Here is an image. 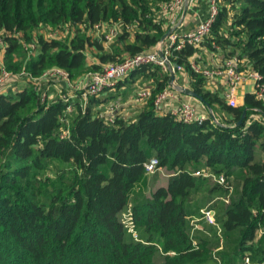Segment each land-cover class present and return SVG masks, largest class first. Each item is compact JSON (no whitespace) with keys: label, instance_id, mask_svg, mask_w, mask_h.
<instances>
[{"label":"trees","instance_id":"obj_1","mask_svg":"<svg viewBox=\"0 0 264 264\" xmlns=\"http://www.w3.org/2000/svg\"><path fill=\"white\" fill-rule=\"evenodd\" d=\"M220 1L202 44L169 57L218 121L211 112L199 111L201 120L175 116L172 109L193 98L185 93L157 110L171 74L155 64L87 99L78 91L65 100L59 82L35 84L27 74L0 84V264H264V102L253 92L232 106L191 67L207 64L199 57L205 48L223 62L237 57L239 69L257 71L264 83V0ZM172 2L0 0V74L4 67L40 77L59 67L76 80L155 52L171 27L165 7ZM111 27L118 33L107 41ZM51 29L60 36H45ZM25 41L37 42L33 53ZM138 74L139 89L152 96L127 117L116 109L129 89L122 102L110 91L131 89ZM20 82V90L11 85ZM171 100L178 103L165 111ZM153 157L159 163L151 174L145 163ZM163 169L169 178L157 184ZM198 170L224 176L226 185ZM129 208L137 237L121 220Z\"/></svg>","mask_w":264,"mask_h":264},{"label":"built area","instance_id":"obj_2","mask_svg":"<svg viewBox=\"0 0 264 264\" xmlns=\"http://www.w3.org/2000/svg\"><path fill=\"white\" fill-rule=\"evenodd\" d=\"M190 0H173L168 6H166V14H172L181 10L185 4H187ZM219 1L220 0H210L209 4V15L201 20L197 25L196 29L186 32L184 35H178L175 32H172L167 37V43L164 44V58H162L158 53L157 50L155 52L150 53H138L134 56H130L125 60L116 63V62H108L105 64L102 70L100 71H90L86 73L84 76L80 77L79 80H72L69 77V74L66 70L53 67L48 69L43 73L40 77L30 76L27 72L21 71L19 74L21 76H25L26 74L30 77L31 80L36 79L42 80L48 79L59 82L60 86L64 85L67 86V90H76V92H81L84 99H87L89 95L98 94L105 88L111 87L115 85L116 81L126 77L131 71L137 69L138 67L144 64H155L162 67L164 70L169 71L170 74H176L183 70L182 66L178 65L177 63H173L170 60V54L173 49H181L186 44L193 45V46H200L206 36L209 34L211 26L219 12ZM96 30L102 31L103 27L101 25L95 26ZM55 30H49L44 32L45 36L49 38H53L58 36L57 34H53ZM58 33V32H57ZM118 33L117 27H111V29L106 33L105 38L107 41L114 40L115 36ZM60 36V32L58 33ZM23 46L26 48L25 50L30 54L33 53L37 48L36 41H25ZM33 51V52H32ZM0 62H2L0 60ZM177 64V67H175ZM238 58L235 57L230 60H226L222 63L220 67L218 66H211V65H201L198 61L193 60L191 62V67L201 75L205 76L209 81L210 87H217L218 84H224L229 90L225 91L223 94L228 99L229 103L232 106L237 105V98L233 94V88L237 85L251 80L254 85V92L256 93L257 97L264 102V83H260L259 80L261 78L260 74L252 69H239L238 67ZM171 66V67H170ZM13 73L7 71L4 67L1 69L0 74V84H4L5 82L9 81L8 76H5L6 73ZM26 75V76H27ZM12 76V75H11ZM56 79V80H55ZM61 81L65 82L62 84ZM59 86V85H58ZM59 86V87H60ZM184 85H179L176 79L173 82L170 81V84L163 90L161 94H159L155 98V106L157 110H162L163 105L169 99H179V95L183 94ZM59 92L62 94L63 98L67 100L69 97L75 96L69 94L66 95L63 93L62 89L59 88ZM152 96V91L149 88H141L139 89L134 96V102L136 103H143L146 102ZM181 101V100H180ZM72 106L69 105L67 107L68 111H71ZM172 113L184 121H192V120H201L205 118L204 114L199 113L197 107L192 103L191 100L181 101L180 104L172 109ZM216 121L217 118H214ZM159 161L156 157H153L148 162L145 163L146 170L150 173H154L157 170V165ZM196 175H204L206 177L212 178L213 180L218 181L219 183L226 185V181L224 176H215L207 170H198L195 172ZM204 216L206 217L207 221L210 224H216L215 220V212L210 207H205L202 210ZM122 222L124 225L129 229V231L133 232V234L137 237V233L135 230V221L132 209L129 208L127 212L123 213ZM249 262V260H247Z\"/></svg>","mask_w":264,"mask_h":264},{"label":"crops","instance_id":"obj_3","mask_svg":"<svg viewBox=\"0 0 264 264\" xmlns=\"http://www.w3.org/2000/svg\"><path fill=\"white\" fill-rule=\"evenodd\" d=\"M199 1H200V5L196 3ZM209 4H210V0H192V1L190 0L178 12L172 14H165L166 18H168L167 20L171 23L170 28H173V32L177 33L178 35H184L186 32L196 29L199 22L205 19L209 15L208 14ZM165 43H167V39L165 40L164 44ZM199 57L201 60L206 61L207 64L209 65L220 67L223 63L221 56H217L214 52H211L205 48L202 49L201 53L199 54ZM138 75H136V81L135 83H133L131 89L129 88V85L126 84V85H121L118 88L116 87L114 90L110 91L111 93L117 94L118 96V98H116L118 99L117 101L122 102L125 100L122 95H125L126 91L129 89L128 91L129 93H126L127 94L126 101L120 103L118 109H116V112L125 114L127 117H132L133 115H136L142 106L140 104H135L133 100L135 93L143 84V82H141L142 80L140 75L139 76ZM175 79L179 85H184L187 88H191L189 83V76L186 75L185 73L176 74ZM149 83L153 84V80L149 81ZM216 88H218L219 90L221 89L222 94L225 91L229 90V88H227L223 83L219 84ZM253 92H254V85L251 80H247L237 85L235 88H233V94L237 98L238 104H241L243 102L244 97L247 93H253ZM185 98L186 95H182V94L179 95V99L185 100ZM191 100L200 112L204 114L210 113L209 108L204 103H202L201 100L194 97ZM177 103L178 100H171L168 103V105L165 107V111H170L172 106H175ZM166 181L167 180H165V182Z\"/></svg>","mask_w":264,"mask_h":264},{"label":"rangeland","instance_id":"obj_4","mask_svg":"<svg viewBox=\"0 0 264 264\" xmlns=\"http://www.w3.org/2000/svg\"><path fill=\"white\" fill-rule=\"evenodd\" d=\"M192 1V0H191ZM224 1V0H223ZM219 2H221V1H219ZM192 3V2H191ZM193 3H194V1H193ZM198 5H200V1L199 2H196ZM209 12H210V9H209V11H208V14H209ZM207 14V15H208ZM97 32H101V29L100 30H98ZM51 33H53V34H57L58 36H59V34L57 33V31L55 30V31H53V32H51ZM58 36H56V38H58ZM53 38H55V37H53ZM2 43H3V40L0 38V60L2 61L3 60V56H4V50H5V48L3 47V45H2ZM2 45V46H1ZM24 47V46H23ZM24 49H26L25 47H24ZM26 51V50H25ZM128 57H130V56H126L125 58H124V60L126 59V58H128ZM95 57H93V56H89L88 57V61H89V63L91 62V63H93V62H95ZM12 75V76H11ZM22 74H19V73H17V74H15V73H6L5 74V76H8L9 78L8 79H10L9 81H11V79H13V81H11V82H13V83H16V82H18V81H21V79H19L18 78V80L16 79V77H21V78H25V76H21ZM33 78H35V77H33ZM16 79V81H14ZM80 79V77L79 78H77L76 80H79ZM23 80V79H22ZM56 80V79H55ZM8 81V82H9ZM35 84L36 83H39V81L38 80H36V79H33L32 80ZM11 82H9V83H11ZM61 83L62 84H65V82H63V81H61ZM11 85H13V87H14V89H16V90H20L21 88H23V85H24V83H22V82H20V84H11ZM39 86H43V85H41V84H38ZM64 87H66V86H64V85H61L59 88H64ZM68 91V90H67ZM76 92V90H73V88L71 89V90H69V92H63L64 94H66V95H69V94H72V95H74V93ZM150 173V172H149ZM151 174H153V173H151ZM169 172H167L166 171V169H163V170H161L160 171V177H159V180L157 181V184L158 183H161L162 181H164L165 182V180H167L168 178H169ZM152 178V177H151ZM147 194H149V191L147 192ZM211 200H209L207 203L209 204V203H211L210 202ZM206 203V204H207ZM173 254V253H172Z\"/></svg>","mask_w":264,"mask_h":264},{"label":"water","instance_id":"obj_5","mask_svg":"<svg viewBox=\"0 0 264 264\" xmlns=\"http://www.w3.org/2000/svg\"><path fill=\"white\" fill-rule=\"evenodd\" d=\"M173 32V28H170L168 29V31L163 35V37L161 38V41L160 43L158 44L157 46V53L162 57L164 58V52H163V49H164V42L165 40L167 39V37ZM171 67V66H170ZM175 67H177V64H175ZM175 79V75L174 74H171V82H173ZM183 92L188 95V96H191V97H194V98H197L199 100H202V96L199 95L198 93H196L193 89L191 88H187V87H184L183 88ZM221 97H225L224 94H221ZM209 109H210V112H211V115L213 118H215V114L214 112L212 111V108L208 105ZM247 113V109L244 110V115L245 116ZM240 123V122H239Z\"/></svg>","mask_w":264,"mask_h":264}]
</instances>
